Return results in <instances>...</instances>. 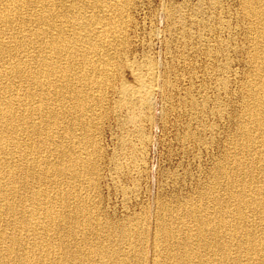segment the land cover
<instances>
[{
    "label": "bare ground",
    "instance_id": "obj_1",
    "mask_svg": "<svg viewBox=\"0 0 264 264\" xmlns=\"http://www.w3.org/2000/svg\"><path fill=\"white\" fill-rule=\"evenodd\" d=\"M127 4L0 0V264L146 259V231L104 222L93 199L94 109L106 100L101 90L111 83V51L122 42ZM242 12L253 74L241 103L235 166L219 168L227 180L199 199L161 207L152 264H264V0H243ZM134 76L138 89L122 85L117 107L148 101L149 81Z\"/></svg>",
    "mask_w": 264,
    "mask_h": 264
},
{
    "label": "rangeland",
    "instance_id": "obj_2",
    "mask_svg": "<svg viewBox=\"0 0 264 264\" xmlns=\"http://www.w3.org/2000/svg\"><path fill=\"white\" fill-rule=\"evenodd\" d=\"M242 4L128 0L122 42L111 51V83L101 90L106 100L94 109L100 115L92 122L93 199L104 222L146 231V264L158 259L153 243L161 207L199 199L205 188L227 180L219 168L235 166L241 103L253 74ZM135 74L149 81L148 101L117 107L122 85L138 89ZM217 190L223 195L225 187Z\"/></svg>",
    "mask_w": 264,
    "mask_h": 264
}]
</instances>
